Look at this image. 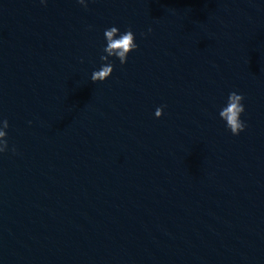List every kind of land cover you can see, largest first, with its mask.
Instances as JSON below:
<instances>
[{"label":"water","instance_id":"95a60500","mask_svg":"<svg viewBox=\"0 0 264 264\" xmlns=\"http://www.w3.org/2000/svg\"><path fill=\"white\" fill-rule=\"evenodd\" d=\"M86 3L0 0V264H264V0Z\"/></svg>","mask_w":264,"mask_h":264},{"label":"clouds","instance_id":"9594fccd","mask_svg":"<svg viewBox=\"0 0 264 264\" xmlns=\"http://www.w3.org/2000/svg\"><path fill=\"white\" fill-rule=\"evenodd\" d=\"M44 2L45 0H41V3ZM77 2L87 9L86 0H77ZM149 32H151V29H149ZM104 37L106 40V47L103 49V52L106 53V55H102L100 59L105 63L101 66L100 70L92 73L91 80L93 83L105 82L112 75L114 65L109 60L110 57L118 59L121 66H123L127 63L129 54L138 49V46L135 43V35L131 28L124 33H120L118 28L113 26L105 30ZM243 101L244 96L242 94H237L235 91L231 92L228 95L226 106H224L219 112L220 119L225 122L226 128L234 136H238L246 129L245 122L241 120V116L245 112ZM162 115L163 106L158 107L155 110V117L157 119L161 118ZM0 124H2V127H0V155H2L9 150L6 131L9 124L6 119L0 121ZM11 151L13 154L16 153L14 147Z\"/></svg>","mask_w":264,"mask_h":264}]
</instances>
